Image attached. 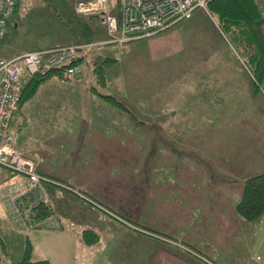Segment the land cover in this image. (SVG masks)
Instances as JSON below:
<instances>
[{
    "label": "rangeland",
    "instance_id": "obj_1",
    "mask_svg": "<svg viewBox=\"0 0 264 264\" xmlns=\"http://www.w3.org/2000/svg\"><path fill=\"white\" fill-rule=\"evenodd\" d=\"M75 1L20 0L17 11L13 13L16 26L0 42V56L3 57L38 46L74 44L76 39H85V19L94 38L91 43L84 42L88 46L82 52L88 53L80 61L81 78L69 82L57 77L49 78L25 103L21 112L15 114L13 128L17 133L18 146L26 148L38 166L48 165L55 175H69L70 168L65 162L69 161L70 166H74L76 158L81 159L82 155H86L90 164L88 173L82 174L87 179L91 177V171H95V165H104L108 181H98L100 192L104 194L99 201L117 212L122 211L121 206L124 210L126 207L132 212L138 211L140 224L157 222L159 218H167L169 224L178 217L184 220L187 210L194 208L197 217L192 221L202 225L203 210L210 214L214 207L207 202L193 205L191 201L216 197L210 183L223 182L225 177L224 173L220 174V169L221 172L225 167L233 169L239 161L237 157L227 155L224 148L235 144V135L241 137L247 130L253 131L252 126L255 130L259 127L252 123L259 116L251 105L244 104L240 116L233 115L238 113L239 106L229 109L231 116L228 117L220 109L221 101L232 94L228 85L236 82L248 87L252 76L244 70L200 7L194 10L192 18L180 20L153 35L119 44L105 43L106 29L102 22L90 15H83L81 19L75 14ZM211 49L215 51L210 53ZM106 59L111 60L102 63ZM99 64L103 66L105 84L99 81L94 69ZM224 69L234 73L228 72L227 77ZM235 71L238 73L236 78ZM211 72L215 74L210 76ZM226 86L227 97L223 95ZM261 86L264 88V81ZM99 93L120 98L136 118L109 104ZM244 115L249 119L246 123L242 120ZM82 133L87 135L78 142L72 140L71 145L70 141L64 142L68 138L61 139ZM224 134L228 138L227 145L220 141V136L225 139ZM251 136L256 138V134ZM95 159L100 161L94 163ZM8 176L9 170L0 165V224L4 218L7 223L10 221L14 227L26 231L18 230V235L12 231L9 236L10 233L0 225L1 243L11 256L20 255L23 241L28 237L33 244L34 255H46L54 264H122L120 260L124 256L120 257L121 253L116 252L115 263L110 261L115 251L107 243L108 229L104 220L96 218L89 221L102 236L105 235L103 242H98L102 248L92 256L91 252H82L85 248L79 250L78 239L73 233L59 231L61 225L54 209H51L55 217L53 228L19 227L11 219L8 197L3 194L4 189L16 183L20 176ZM91 179L93 177L88 180L92 185ZM92 186L96 187V184ZM193 186L194 198L191 196ZM223 190L226 191L221 193L229 192ZM47 191L54 208L52 191L48 187ZM164 202L166 205L156 209ZM58 204L60 209L69 207L66 211L76 215L77 206L71 205V201L68 206L63 202ZM78 225L77 222L74 228ZM210 226L215 227V223L208 222L205 226L203 222V227L200 226L195 234L202 241L198 248L203 247L206 230ZM259 227L254 238L250 236L248 244H244L245 251L248 249L252 257L256 254L264 256L262 222ZM211 230L216 229L211 227L208 233ZM181 232L186 238L193 233L188 228L181 229ZM129 243L125 245L128 255L141 261L140 249L145 247L135 241ZM120 246L124 247L123 244ZM142 255L145 260L144 251Z\"/></svg>",
    "mask_w": 264,
    "mask_h": 264
},
{
    "label": "crops",
    "instance_id": "obj_2",
    "mask_svg": "<svg viewBox=\"0 0 264 264\" xmlns=\"http://www.w3.org/2000/svg\"><path fill=\"white\" fill-rule=\"evenodd\" d=\"M255 2L261 14L259 20H257L255 23V29L259 42L264 48V0H255ZM203 11L211 19L215 30L224 39L223 33L220 29H218L214 17L209 12L207 13L205 10ZM192 17L193 14L190 18ZM213 51H215V49H211L210 53H212ZM226 61H228V59ZM228 72L234 73V71L232 70H223V73L227 74V77ZM216 73L218 74V71H216ZM212 74L213 72L210 73V76H212ZM229 74V76L232 75V73ZM237 74V71H235V78L237 77ZM81 77L82 73L78 77H75V75H71L68 76V79L63 80L69 82L71 81V79L78 80ZM251 83H249L248 87H245L242 84L237 85L236 82H234L235 85H228L232 90V94L229 97L226 96L228 86H226L224 89L223 95H225L227 98H225V101H221L220 109L225 111L223 115L227 117L231 116L230 113H228V110H233L235 106H239L237 107L238 113L234 112L233 115L238 114L240 116V114H243V110L241 109V107L244 104H248L251 105L252 108H254L255 114L257 113L259 116L257 120L252 122L259 127L255 130V127L252 126L253 131L247 130L246 133H244L241 137L235 135V137L233 138L235 144H229V146L224 148L227 155L229 154L230 157H237L239 159L240 165L238 161L236 163V166L234 167H238L236 172H233L234 168L229 169L228 167H225V169L223 170L224 172H221L220 169V174L224 173L225 177L223 182L218 181L217 184L216 181V184L210 183L209 185V187L211 186V188L215 191L216 197H212L209 200L205 198H195L191 201L193 205H200L204 202H207V204H210L214 207V212L210 214L208 210H203L204 214H202V225H199L197 224V222L192 221L197 217L196 214H194V208L192 210H187V215L184 220H179L178 217V220H176L175 222L171 221V223L169 224L167 218H159L157 219V222L153 220L150 224H140L139 218L141 219V214H139L138 216V211L132 212L130 211V208L128 209L126 207L124 210V208L121 206L122 211L118 210L119 212H117L116 209H113L111 207L106 208L107 206L99 201L100 197H103L104 194L100 192V184L98 181H108V175L104 170V165L94 164L95 171H91L92 175L91 177H89H93V179L90 180L92 185L96 184V187H93L88 180L89 178L87 179L84 177V175H82L87 174L88 169L90 168V164L87 163L86 155H82V157L80 155H77L76 157L79 156L81 157V159L76 158V161H74L76 165L74 166H70L71 162L69 161H67L68 163L65 162L66 166L68 165V168H70V172H68L69 175L65 174V176L62 172H60L62 173L61 176L55 175L52 171H50L48 169V165L47 167L45 166V163L42 167L38 166L35 158H32L30 152L26 148L18 146V142L17 147H20L21 150L27 151V154H25L34 159L36 170L38 172L40 171L51 174L52 176L59 177L60 179H66L68 182L67 185L75 189L76 193L60 187H53L50 185L47 186L46 184L48 189L52 191L51 196L55 204L54 211L57 214L59 223L61 225L59 231L67 230L66 232L73 233L78 239L77 246H79V250L85 248V250H82L84 254L91 252L90 256H92L93 254H95V252H97L98 248H102L100 247V244L98 242L100 240H102L103 242V239H105V235L102 236V234L97 231L98 229L94 227L93 224L89 223V221L97 218L100 220H104L106 224L105 226L108 229L107 243L110 244L112 251H115L113 253L114 256L110 258V261H114V263L116 260L117 252L121 253L120 257L124 256V259L120 260L122 264H249L251 262L252 256L248 254V249L247 251H245L244 244H248L250 236L254 238V233H256V231H258V229L260 228L259 226L261 222L264 225V215L258 220L247 221L236 211V204L241 198L244 179L248 176L256 175L264 171V154H262V152L264 151V90L262 92L255 91ZM225 84L231 83L225 82ZM244 88L245 92L243 91ZM260 116H262L263 118L260 119ZM129 120L131 122V119ZM242 120L246 123L249 119L244 115L242 117ZM253 132L256 134V138L251 136L255 135L253 134ZM85 135L87 134L82 133L69 135L62 137L61 139L68 138V140L64 142L68 143L70 141L69 145H71L72 140L78 142L81 137ZM224 137L225 139L220 136V141H222V143L228 140V138H226V134H224ZM233 152L235 155L233 154ZM119 157L122 158V155H119ZM83 158H85V160ZM94 158H96V156H94ZM99 159H101V161L103 160L100 157ZM99 159H95L94 163L100 161ZM260 159H263V161L261 162ZM70 160L73 162L72 159ZM105 162L106 160L103 161V164H105ZM81 177L85 180L81 179ZM202 185L203 184L199 186ZM205 185H207V183H205ZM192 188L193 190L191 196L193 197L195 187L193 186ZM223 189H227L229 192L221 193L222 191H226ZM197 199L199 201L196 202ZM69 201L72 202L71 205L77 206L75 207L76 215L68 213V211H66L69 207H63L65 208L63 210L60 209V204L58 203L63 202L65 206H68ZM166 202L156 207V209L166 205ZM107 205L109 206V204ZM140 209L144 211L142 206H140ZM78 211L80 213L79 215H77ZM75 216H77L78 219H76ZM77 222L79 223V225L74 228ZM203 222L205 226L208 224V222H213L215 223V227L210 226L209 228H207L206 239L204 240L205 247L203 245V247L198 248V245L202 241L201 238L195 236V234L198 233L201 229L200 226L203 227ZM0 225L3 230L6 231V233H10L9 236L12 234V231L16 232L15 235L19 234L18 230L20 229L14 227L10 223V221H8L7 223L4 218ZM211 227L216 230H211V232L208 233V230ZM185 228H188L190 232H193L190 233V238H186L184 236V232H181V229ZM84 229H92L94 232H96L98 234V241L91 245L84 243L81 235ZM129 241L131 243L135 241L145 247H141L140 249L141 261H136L135 258L128 255L125 245L130 244ZM191 241H196V243H192ZM116 244L117 247H115ZM121 244H123L124 247L120 246ZM123 249H125V251H122ZM143 251L144 257L146 256L145 260H143ZM6 256L7 257L5 261L8 262L17 260L20 255L11 256L8 253V255ZM1 257L2 256L0 253V264H4V261L1 260ZM34 258H48L47 260H49L51 264H54L52 263V260L46 255L38 256L36 254L34 255ZM205 258L209 259L211 263ZM63 264L67 263L64 262ZM117 264L120 263L118 262Z\"/></svg>",
    "mask_w": 264,
    "mask_h": 264
},
{
    "label": "built area",
    "instance_id": "obj_3",
    "mask_svg": "<svg viewBox=\"0 0 264 264\" xmlns=\"http://www.w3.org/2000/svg\"><path fill=\"white\" fill-rule=\"evenodd\" d=\"M16 2L0 0V41L14 24ZM73 6L76 13L93 16L105 25V43L119 44L153 35L188 19L198 7L208 13L206 0H76ZM223 36L238 61L252 75L247 65V44ZM86 46L85 43L64 44L29 49L11 57L0 56V165L20 176L16 183L4 189L3 196L8 197L12 221L21 228H53L55 217L46 187L49 179L37 172L34 159L17 147V133L10 125L11 119L19 110L25 83L33 76L53 69H61L68 76H80L82 70L77 59ZM36 202L49 209L48 215L38 216ZM249 264H264V256L254 255Z\"/></svg>",
    "mask_w": 264,
    "mask_h": 264
},
{
    "label": "trees",
    "instance_id": "obj_4",
    "mask_svg": "<svg viewBox=\"0 0 264 264\" xmlns=\"http://www.w3.org/2000/svg\"><path fill=\"white\" fill-rule=\"evenodd\" d=\"M19 3L20 0H17L14 13L18 9ZM206 8L208 12L214 17L218 29H220L228 39H230L231 41L240 39L247 44L249 48V59L247 65L252 74V84L255 91L262 92L264 90L261 86L262 82L264 81V48L259 42L255 29V23L261 16L255 0H206ZM74 13L79 15V17L83 19L82 14H78L75 11ZM83 23L86 30V34L84 35L85 39H76L73 41V43H91L92 41H94L87 19H85ZM15 26L16 23L13 24L12 28H14ZM11 30L8 34L5 35L3 39H5L12 32ZM64 44L68 43H55L51 45L38 46L36 48L54 47ZM87 53L88 51H86L85 53L83 51L79 55L77 61L80 63V61H82L84 57H86ZM110 60L111 59L103 60L102 63L104 61L106 62ZM96 66L94 69L97 73L99 81L102 84H105L106 81L102 71L103 66L100 64L97 67ZM51 77L68 79V75L61 69H53L44 75L33 76L27 83H25L23 87V92L19 100V112L17 111V113H20L25 103L31 100L36 95L40 85ZM99 95L109 104L122 109L126 113H131L130 116L132 118H136L135 114L131 112V110L120 98L112 94L99 93ZM13 120L14 119L12 117V125L10 124L11 127H13ZM8 170V178L15 174L18 175V173L10 169ZM39 173L49 179L47 180L48 182H46L47 186L50 185L53 187H60L76 193L75 189L67 185L68 182L66 179H60L59 177H54L51 174L40 171ZM35 206L37 208L38 216L44 217L48 215L49 209L46 208L42 203L36 202ZM236 211L247 221L258 220L264 215V171L256 175L248 176L244 179L242 194L240 200L236 204ZM81 235L84 243L86 244L91 245L98 241V234L92 229H84ZM21 251L22 252L20 253V256L17 258V260L8 262L5 261L8 252L6 251L5 246L2 245L0 239V253L2 256L1 260L4 261V264H50L49 260L45 258H34L33 245L28 237L24 239Z\"/></svg>",
    "mask_w": 264,
    "mask_h": 264
},
{
    "label": "bare ground",
    "instance_id": "obj_5",
    "mask_svg": "<svg viewBox=\"0 0 264 264\" xmlns=\"http://www.w3.org/2000/svg\"><path fill=\"white\" fill-rule=\"evenodd\" d=\"M158 33V32H157ZM75 77H76V75H75ZM78 77V76H77ZM12 125V124H11ZM51 180V179H50ZM48 182V181H47ZM3 188H5V187H3ZM4 192H5V190H4ZM7 201V200H6ZM8 203V202H7ZM7 206V205H6Z\"/></svg>",
    "mask_w": 264,
    "mask_h": 264
}]
</instances>
